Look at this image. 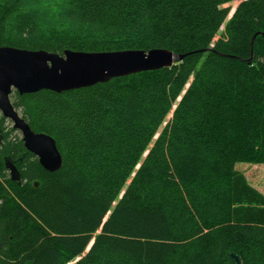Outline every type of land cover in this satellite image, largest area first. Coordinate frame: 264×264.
Instances as JSON below:
<instances>
[{
  "label": "trees",
  "instance_id": "16d2710c",
  "mask_svg": "<svg viewBox=\"0 0 264 264\" xmlns=\"http://www.w3.org/2000/svg\"><path fill=\"white\" fill-rule=\"evenodd\" d=\"M234 1L0 0V47L185 56L12 92L62 167L45 170L0 115V264H264V195L237 169L264 164V0L227 21Z\"/></svg>",
  "mask_w": 264,
  "mask_h": 264
},
{
  "label": "water",
  "instance_id": "95a60500",
  "mask_svg": "<svg viewBox=\"0 0 264 264\" xmlns=\"http://www.w3.org/2000/svg\"><path fill=\"white\" fill-rule=\"evenodd\" d=\"M184 57L166 49H153L148 52L66 50L59 55L44 50L0 47V115L12 123L14 130L21 133L26 150L38 158L40 165L48 172H56L62 167V156L56 141L45 133H37L31 129L11 102L13 91L19 95L44 90L61 94L117 78L171 68ZM6 168L9 169L13 181L20 179L15 164L9 159L6 160ZM107 219L108 217L104 223ZM93 243L94 241L90 243L87 252ZM234 258L239 264L238 258L236 256Z\"/></svg>",
  "mask_w": 264,
  "mask_h": 264
},
{
  "label": "rangeland",
  "instance_id": "374dc122",
  "mask_svg": "<svg viewBox=\"0 0 264 264\" xmlns=\"http://www.w3.org/2000/svg\"><path fill=\"white\" fill-rule=\"evenodd\" d=\"M243 1H245V0H236V1L231 2V3L224 6L225 8H229V10H230L227 21L233 16L237 7ZM224 28H225L224 26L221 28L220 33L217 35L215 40H218L221 38L222 33L224 32ZM188 86L189 85H187L186 88ZM18 111L21 114V111L20 110H18ZM171 116L172 115H169L166 122L168 120H170ZM165 125H166V123L163 125V127ZM7 126L12 127V123L8 121ZM16 133L21 136L20 132L17 131ZM237 169L239 171H241L246 176V178H247V180L251 186L258 189L264 195V164H248V163L239 164V165H237Z\"/></svg>",
  "mask_w": 264,
  "mask_h": 264
}]
</instances>
